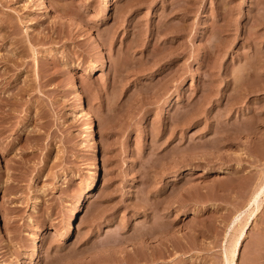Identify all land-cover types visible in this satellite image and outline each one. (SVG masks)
Returning <instances> with one entry per match:
<instances>
[{
	"label": "rangeland",
	"instance_id": "374dc122",
	"mask_svg": "<svg viewBox=\"0 0 264 264\" xmlns=\"http://www.w3.org/2000/svg\"><path fill=\"white\" fill-rule=\"evenodd\" d=\"M237 223L264 264V0H0V264H227Z\"/></svg>",
	"mask_w": 264,
	"mask_h": 264
},
{
	"label": "bare ground",
	"instance_id": "6f19581e",
	"mask_svg": "<svg viewBox=\"0 0 264 264\" xmlns=\"http://www.w3.org/2000/svg\"><path fill=\"white\" fill-rule=\"evenodd\" d=\"M108 4V3H107ZM110 8V7H109ZM104 60V59H103ZM104 67V66H103ZM76 85V84H75ZM78 86H80V85H78ZM75 88V87H74ZM78 89V88H77ZM73 90V89H72ZM79 90H80V88H79ZM81 91V90H80ZM80 94V93H79ZM83 96V95H82ZM81 96V97H82ZM83 99H84V97H83ZM77 104H78V102H77ZM75 105V104H74ZM83 105V104H82ZM85 106V105H84ZM86 107V106H85ZM79 110H81L80 109V107L78 108ZM85 121H86V125H87V128H88V130H87V135H86V138H88L89 139V143H90V146H91V150L93 151V143H92V141H93V139H92V135H91V130L92 129H90V127H89V119H88V117L87 116H85ZM84 121V122H85ZM85 126V125H84ZM86 127V126H85ZM84 138V137H83ZM85 139V138H84ZM96 139V138H95ZM96 141V140H95ZM87 146V145H86ZM91 151V152H92ZM88 152V151H87ZM92 154V153H91ZM100 168V167H99ZM92 177V174H91V176H90V178H89V182L88 183H90V180L92 179L91 178ZM92 181V180H91ZM257 192L256 191H254L253 193H252V196H250L251 198H250V201H251V199L253 198V196L256 194ZM254 194V195H253ZM78 201V200H77ZM73 206V205H72ZM255 207V206H254ZM252 208V207H251ZM240 226H241V224H238L237 223V229H236V231H234L233 233H231V235L228 237V239H227V243H226V245H225V247L223 248V250H222V257L224 258V260L227 262V264H229L230 263V260H231V257H232V254H233V249H234V245H235V239H236V236H238L239 235V233H240ZM37 241V240H36ZM37 247H39V246H37ZM36 249H38V248H36ZM34 252V251H33ZM40 254V253H39ZM38 254V255H39ZM34 255V254H33ZM37 255V254H36ZM37 257H39V256H37Z\"/></svg>",
	"mask_w": 264,
	"mask_h": 264
}]
</instances>
